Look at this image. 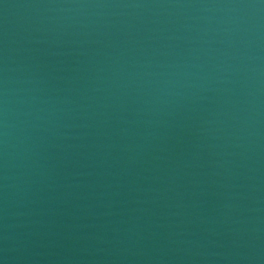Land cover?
Here are the masks:
<instances>
[{
    "label": "water",
    "instance_id": "95a60500",
    "mask_svg": "<svg viewBox=\"0 0 264 264\" xmlns=\"http://www.w3.org/2000/svg\"><path fill=\"white\" fill-rule=\"evenodd\" d=\"M0 264H264V0H0Z\"/></svg>",
    "mask_w": 264,
    "mask_h": 264
}]
</instances>
